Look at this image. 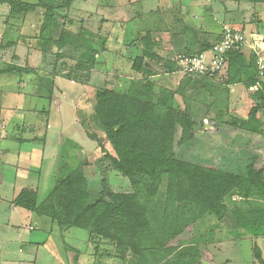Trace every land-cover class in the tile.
Returning a JSON list of instances; mask_svg holds the SVG:
<instances>
[{
	"label": "rangeland",
	"instance_id": "1",
	"mask_svg": "<svg viewBox=\"0 0 264 264\" xmlns=\"http://www.w3.org/2000/svg\"><path fill=\"white\" fill-rule=\"evenodd\" d=\"M17 1L40 6L27 14L12 15L11 7L0 2V60L14 63L15 56L19 58L16 63L25 66L27 54H35L28 65H36L37 75L0 77L3 85L0 89L10 90L7 96L0 93V109H3L0 110V120L7 119V107L15 109L22 105L35 110L39 125L44 127L42 110L50 105L46 100L48 92L40 86V78L51 75L53 90L57 89L66 96L71 113L78 121L73 123L72 119L66 118L68 125L60 126L65 118L58 111L59 101L54 103L52 99L53 104L47 109L51 132L62 143L56 163L62 158L73 167L87 162L92 169L86 167L91 173L88 181L95 192L104 184L115 192L132 191L128 179L114 171L108 162L105 152L111 154L112 149L94 121L95 94L99 89L110 88L126 93L132 80L143 77L132 69L135 58L142 57L143 52L155 44L152 54L157 59L148 60V64L152 67L162 65L186 51L194 31L202 41L211 44L222 36L224 27L264 38V11L255 13L249 0H76L70 8L53 13L50 28L46 31H42L45 8L57 6L63 0ZM86 42L89 46L85 45ZM87 47L97 50L95 67L91 72L75 75L79 53L86 51ZM243 52L247 58L254 54L258 59L249 49ZM38 55L42 58L40 62L37 61ZM72 73L75 81L69 78ZM156 73L152 81L158 87L174 90L183 80L181 74ZM226 74L224 69L213 79L211 83L215 87L212 85V90L203 88L201 92H187L186 98L199 125L195 141L176 151L185 160L237 175L246 173L255 159V168L264 169V138L234 130L219 121V117L224 120L245 118L256 103L253 96L257 90H247L243 86L226 87ZM3 97L8 99L7 102ZM175 105L184 106L180 98ZM262 118L264 120V112ZM93 136L103 143V152ZM49 170L52 169L48 168V173ZM46 182L40 193L41 200L43 192L46 197L50 192L45 190ZM50 183L52 187L53 182ZM11 207L6 206L7 210ZM32 216L36 218L33 222L30 220ZM43 220L48 222V230L42 228ZM10 224L14 227L12 233L1 236L7 223L0 221V264H130L124 248L116 249L100 237H95L91 246L86 230L73 229L72 232L78 235L76 239L73 233L63 238L51 219L20 209L10 216ZM31 226L34 230H30ZM214 226H218L215 232L212 230ZM234 226L230 221L223 224L214 216H206L195 225L193 232L198 237L213 240L202 246L214 259L211 262L208 256L205 257L206 264H258L254 245L260 248L264 258V236L256 239L248 230ZM72 248L78 250L77 253ZM25 255L29 256L23 258ZM48 255H52L54 261H50Z\"/></svg>",
	"mask_w": 264,
	"mask_h": 264
},
{
	"label": "trees",
	"instance_id": "2",
	"mask_svg": "<svg viewBox=\"0 0 264 264\" xmlns=\"http://www.w3.org/2000/svg\"><path fill=\"white\" fill-rule=\"evenodd\" d=\"M75 1L63 0L57 6L45 8L42 31L50 28L56 10L68 9ZM249 1L264 4V0ZM0 2L11 7L12 15L27 14L40 6L17 0ZM193 33L186 51L155 67L145 66L148 60L157 59L152 54L155 44H150L142 57L134 59L132 67L143 77L132 80L126 93L102 88L95 94L94 121L112 149L111 154L105 152L106 158L114 171L128 179L131 192L114 193L104 183L95 192L88 181L91 168L86 167L90 165L81 162L73 167L62 158L45 199L41 200L39 189H24L12 201L13 206L51 219L61 231L86 230L91 236L113 242L124 248L132 264H202L199 247L213 240L198 237L193 230L206 216H214L226 225L227 218L234 227L260 236L264 229V169L255 168L256 159L246 173L237 175L185 160L176 151L195 141L199 125L186 98L187 92L212 90L215 85L211 82L216 76L181 74L183 80L174 90L158 87L152 81L157 75L154 69L177 74L180 70L177 57L200 56L222 39L221 36L211 44L202 41L196 31ZM147 38L150 40V35ZM85 45L89 46L88 42ZM96 53L91 47L80 51L74 74L91 72ZM225 59L226 87L243 86L250 90L258 86V89L253 96L256 103L245 118L219 117V121L234 130L264 136V80L259 75L257 57L252 54L247 58L243 50L232 49ZM36 72V65H0V75ZM71 75L70 80L75 81V75ZM49 77L42 76L40 86L48 92L51 102L53 79ZM178 98L183 108L175 105ZM93 138L103 152V143L96 136ZM217 227L214 226L213 232ZM253 250L258 264H264L260 248L254 245Z\"/></svg>",
	"mask_w": 264,
	"mask_h": 264
},
{
	"label": "crops",
	"instance_id": "3",
	"mask_svg": "<svg viewBox=\"0 0 264 264\" xmlns=\"http://www.w3.org/2000/svg\"><path fill=\"white\" fill-rule=\"evenodd\" d=\"M251 4L256 10L255 13H259V11H262V10L264 11V7L261 4H258V5L253 4V3ZM246 35L249 36L253 34H249V35L246 34ZM36 52L37 54L40 53L39 51H36ZM33 56H35V54L33 55L27 54L26 56L27 64L25 63L26 65L23 67H26L28 66V64H31L30 58ZM13 60L15 64L19 65L18 63H16V62H19L18 57L13 56ZM37 61L39 62L42 61V58L40 55H38ZM1 64L4 65V64H13V63H7L6 61L0 60V65ZM24 75L26 77H29L31 74L25 73ZM0 77L8 79L7 74L0 75ZM3 82L5 81L3 80ZM26 83H28V81H26ZM0 85H2L1 82H0ZM57 91H58L57 89L53 90L52 99L54 103L56 101H59L58 111L62 114V117L65 118L64 122H66V123L62 122L63 124H61L60 126L68 125L69 122H67L66 118L72 119L73 123H78L76 117L74 116V113H71V106L67 103L66 98H65L66 96L63 94L61 95L60 94L61 91H59L60 93ZM9 92H10L9 89H0V93L3 96L9 95ZM57 93H59V96ZM3 100L7 102L8 99L6 97L5 98L3 97ZM46 100L49 102L50 106L53 104V101L50 102L48 98H46ZM50 106L48 107L50 108ZM44 109L46 108H43L42 110L44 113L43 115H44V119L46 122V123L44 122L45 123L44 127L39 125V119H38L39 116H36V114L38 113H36L35 110L27 106H22V105H17L15 109L12 107H7V109H5L6 112H8L6 113L7 119L0 120V221L5 222V224L7 223L5 230H3V235L1 234V236H4V234L12 233L14 229V227H12V225L10 224V216L15 214L16 211H18V209L20 208L18 209L14 208L13 204H11V201H13L14 198L22 190L39 189V192L41 193L43 189V185L46 181H47L46 186L47 185L48 186L45 188V190L47 192L51 190L50 182H53V179H54L53 177H55L54 176L55 171H56L55 167L57 166L56 161L57 159H59L58 157L60 156V154L58 155V152L59 150H61L60 145H62V143L58 141L56 135L51 132L50 120H49V115H48L49 111L47 109L46 110ZM0 110H3V109L1 108ZM256 136H259V135H256ZM259 137L264 138V136H259ZM92 155H95L96 157L95 153H93ZM48 168L52 169V170H49L50 171L49 173L47 171ZM49 175L51 176L52 179L48 178ZM90 186H93V185H90ZM112 192L120 193V194L123 193L121 191L119 192L112 191ZM42 198L43 199L46 198L44 192H43ZM10 205L12 206L11 209L7 210L6 206H10ZM4 207L6 208V211H3ZM27 213H30V212H27ZM35 219L36 218L33 219V216L30 217V220L32 222L35 221ZM43 221H44L43 222L44 226H42V228L44 227L48 230L49 229L48 222H46L45 220ZM225 222L228 223L229 219L226 218ZM54 225L57 227L62 237L66 234L69 235L70 233H73L72 232L73 229H76V228H69L64 231H61L58 228L57 224H54ZM55 226H52L53 229ZM30 230H34L32 226L30 227ZM77 236L78 235L76 233H73L74 239H76ZM263 236H264V229L261 232L260 236L255 237V238L263 239L262 238ZM29 238H31V235ZM93 240H96L95 236L90 235V240L88 242L91 246L94 244ZM108 242L111 243L110 244L111 246L115 247L116 249L118 248L117 245L114 244L113 242H110V241ZM32 244L35 245V243H32ZM204 245L205 243L201 244L199 247V251L201 254V263L203 262V260H205V257L207 256L209 257L208 259H211V262H212L214 259H212V256L207 254L205 248L202 247ZM66 246L67 244H65V248ZM72 249L75 251V253H77L78 250L74 248ZM36 254L37 255L39 254V249L36 250ZM27 256L29 255H25L23 258H26ZM48 257L50 261L51 260L54 261L52 255H48ZM36 261L38 262V257H36ZM211 262H209V264H211ZM126 264H129V263L126 262ZM130 264L132 263L130 262Z\"/></svg>",
	"mask_w": 264,
	"mask_h": 264
},
{
	"label": "built area",
	"instance_id": "4",
	"mask_svg": "<svg viewBox=\"0 0 264 264\" xmlns=\"http://www.w3.org/2000/svg\"><path fill=\"white\" fill-rule=\"evenodd\" d=\"M232 49L253 51L258 56L259 75L261 78L264 77V38L257 35L247 36L227 27L223 28L221 42L208 52L194 57H177L180 68L177 74L214 78L226 69L225 54ZM257 87L255 86L251 90H257Z\"/></svg>",
	"mask_w": 264,
	"mask_h": 264
},
{
	"label": "water",
	"instance_id": "5",
	"mask_svg": "<svg viewBox=\"0 0 264 264\" xmlns=\"http://www.w3.org/2000/svg\"><path fill=\"white\" fill-rule=\"evenodd\" d=\"M145 66H146V67H151V66H149V64H148V63H146V64H145ZM154 71H155V72H157V70H156V69H154ZM203 263H205V260H203ZM205 264H206V263H205Z\"/></svg>",
	"mask_w": 264,
	"mask_h": 264
}]
</instances>
